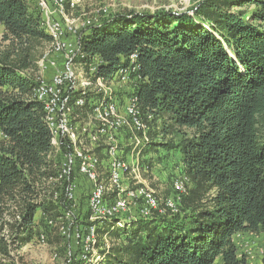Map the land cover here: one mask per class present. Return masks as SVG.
<instances>
[{
  "label": "trees",
  "instance_id": "16d2710c",
  "mask_svg": "<svg viewBox=\"0 0 264 264\" xmlns=\"http://www.w3.org/2000/svg\"><path fill=\"white\" fill-rule=\"evenodd\" d=\"M239 6L247 11H232ZM193 11L105 16L79 37L75 62L97 68L95 81H114L138 55L128 89H140V111L153 131L140 148L178 150L180 173L191 180L177 214L176 206L149 221L105 223L112 228L104 237L124 241L108 245L98 264H247L236 235L264 234V0H203ZM0 25V220L7 212L10 218L0 226L7 232L0 254L10 257L68 208L65 184L54 181L61 159L45 108L33 98L52 39L38 5L27 0H0ZM174 137L177 143H164ZM80 218L85 225L89 215ZM78 256L71 253L68 264H79Z\"/></svg>",
  "mask_w": 264,
  "mask_h": 264
},
{
  "label": "bare ground",
  "instance_id": "6f19581e",
  "mask_svg": "<svg viewBox=\"0 0 264 264\" xmlns=\"http://www.w3.org/2000/svg\"><path fill=\"white\" fill-rule=\"evenodd\" d=\"M32 1L41 10L45 32L52 39L50 50L44 53L43 58L38 63L41 77L37 80L33 98L42 103L45 108L46 123L52 134L53 152L55 156L61 159L59 172L54 181L60 184L64 183L67 186L69 183V173H67V163L63 162L60 123L55 117V113L62 112V104H55L54 107L51 106V94H49V84H47L50 77H47V74L45 75L49 70L44 69L51 62V59H49L51 53L57 52L61 44V37L59 36L57 26L60 29L67 30V38H70L71 36L76 37L78 34L80 37L81 33L91 23L86 18L85 20L68 18L69 11H76L80 7L81 0H52V6L51 0H27L28 3ZM52 7H54L56 14L52 13ZM97 12L99 17L95 23H98L97 21L101 18L100 16H109L108 9L106 8H100ZM57 14L64 17L66 20L65 24L56 19L55 16ZM80 44L79 38V40H76L71 59L69 61H62L61 64V69H68V75L71 80L69 97L64 99L63 103V111L65 112L64 133L67 135L69 162L74 165L72 166V173H75L77 168L78 174L89 181L90 195L87 202V211L85 214L79 213L77 219L79 216L88 214L91 220H88L85 225L83 222L80 223L77 220V222H72L69 227L63 226V231L65 233H70L71 231L73 235H76L77 246L81 250L80 262L82 264H98V260L102 259V256L96 254L97 247L99 246L98 230L102 223L105 221H116L118 226L123 227L131 221V219L127 220L123 217L131 215L133 209L139 210V213L143 217L151 218L156 213L165 214L168 210H175L177 203L175 200L169 199L162 205L156 192L151 189L139 188L137 191H132L125 188L126 176L130 175L132 177L133 174L137 175L140 165L132 169L127 161L122 158L119 148H117V139L114 138L115 129L118 128L119 134L122 130L128 129V127L138 133L145 134L148 127L140 111L139 91L131 94V98L127 102V109L124 110H117V104H120V99L114 93H116L117 88L128 85L131 82V76H128V73H131V75L132 73H138V55L134 54L131 57L130 66L122 69L117 78L110 83L103 82L101 79L94 80L97 68H92L88 71L89 77H82L78 73L80 76V80L78 81V76L75 75V67L78 64L75 62V58L81 52ZM79 91L83 95L74 102L75 94ZM91 94H94V96L99 95L100 97L98 96V99H95ZM87 106L92 111V121L90 120V122L83 124L77 122L78 118L75 116V110L80 109L85 111ZM83 115L86 114L84 113ZM100 128L103 132L100 131ZM102 144H105L106 149H108L107 158L110 161V170L105 173L100 171L102 162L96 152V148H100ZM190 181L185 175L176 178L174 189L179 197L185 196L188 193ZM91 196L96 198L91 200ZM58 198L59 195L57 194L55 199ZM68 218H70V213L66 212V219Z\"/></svg>",
  "mask_w": 264,
  "mask_h": 264
},
{
  "label": "rangeland",
  "instance_id": "374dc122",
  "mask_svg": "<svg viewBox=\"0 0 264 264\" xmlns=\"http://www.w3.org/2000/svg\"><path fill=\"white\" fill-rule=\"evenodd\" d=\"M203 0H81L80 7L72 12L69 11L68 18H79L85 20V18L89 21V23L93 24L96 22V19L99 17L98 10L100 8L108 9V15L112 16L115 14H129L131 12L142 13V14H150L153 15L157 13V11H169L173 14H189L190 16H194V8L199 5ZM31 3H35L32 1ZM29 3V4H31ZM110 11V12H109ZM232 11H247L246 7L239 6L238 8H233ZM251 12V10H248ZM96 13V14H95ZM250 16V15H249ZM103 18V16H100ZM100 18V19H101ZM98 19L97 22L100 21ZM88 29V28H87ZM84 30V31H87ZM4 26L0 25V50H2L5 45L2 43V36L4 34ZM50 50V46L47 47L45 52ZM43 58V57H42ZM41 58V59H42ZM40 59V60H41ZM51 59V57L49 58ZM60 59V58H59ZM78 63V62H77ZM62 64V62H61ZM78 63L77 67H75V75L78 76V81L80 80V76L89 77L88 69L82 64ZM86 68V69H85ZM79 73V74H78ZM47 76L51 75V72L45 73ZM41 77V73L38 71L37 80ZM125 86V87H124ZM120 88H117L116 95L120 99V105L124 106L126 104V100L128 102V95L130 91L129 85H124ZM117 87V86H116ZM115 88V87H114ZM113 88V89H114ZM122 88V89H121ZM119 89V91H118ZM140 92V89L138 90ZM118 92V93H117ZM131 92V91H130ZM94 96V94H91ZM99 96V95H98ZM98 96H94L95 99H98ZM100 97V96H99ZM90 108V106H89ZM88 107L85 108V111L75 110V116L77 122L87 123L92 121V111ZM89 111V112H88ZM80 113V114H79ZM86 115H83V114ZM89 113V114H88ZM88 115V116H87ZM147 129L145 134L138 133L128 127V129H124L120 132L121 135V144H120V155L124 160L127 161L128 165L134 169L140 165L139 172L133 174L132 177L128 175L126 176L125 188L137 191L139 188L151 189L156 192L159 201L163 205L165 201L171 199L175 200L177 203L178 210L175 211L177 214L179 212V202L182 197L178 196V193L174 189V181L176 178L181 177L182 170V156L178 150H168L165 148L150 149L145 148L142 149L146 145L145 143L149 142L150 133L153 132L152 128ZM159 132V127L157 129ZM147 137V140L145 141ZM174 140L176 143L178 139L168 138L164 143L169 142L170 140ZM156 141L161 143V138L158 136ZM89 144L88 141H86ZM141 144V145H140ZM138 147H137V146ZM118 148V146H117ZM106 145L102 144L100 148H96V152L101 158V166L100 171L105 173L110 170V161L107 158ZM76 179L80 182L83 181L82 185H79V196L82 198L83 204L85 206L84 210H87V202L89 200L88 189L89 184L85 178L78 174L77 168L75 170ZM130 177V178H129ZM79 182V183H80ZM83 196H82V195ZM180 198V200H179ZM133 211V213H132ZM131 215L124 216L123 218L132 221H138L140 219L151 220L147 218L140 217L138 214V210H132ZM8 213V212H7ZM4 215L3 221L0 220V226L4 225L5 222L10 221L9 214ZM167 213V212H166ZM165 213V214H166ZM172 213V212H171ZM165 214H159L161 216ZM84 217V216H80ZM78 218L77 220L82 223L84 218ZM155 217L152 218V220ZM54 222V224H53ZM49 220L48 227L46 228L45 224H42L41 235L37 236L31 243L23 246L19 250H13L10 254V257H4L0 254V264H68L69 256L71 253H78V263L81 260V250L78 249L76 235L74 234V238H70L69 241L66 237L69 236V233H65L63 231V226L69 227L72 223L71 218H59L58 221ZM108 221H105L102 224L101 230L99 232V241L102 246H98V250H96V254L99 256H104L102 254H106L109 252V247L118 246L123 243L124 238L120 236V239H116L114 236L110 239L106 236L104 237L105 229L112 228L111 226H105L104 224ZM104 225V226H103ZM0 234L7 235L6 231H1ZM65 238V239H64ZM101 238V239H100ZM103 239V240H102ZM44 240V242H43ZM108 240V241H106ZM235 244L238 249V256L240 259H245L247 264H262L264 257V234H250V233H240L235 237ZM76 245V246H75ZM109 245L108 248H106ZM76 247V248H75ZM79 247V246H78ZM104 251V252H103ZM98 257V256H97ZM103 258V257H102ZM104 259H99L101 262ZM215 264H221V258L217 259Z\"/></svg>",
  "mask_w": 264,
  "mask_h": 264
},
{
  "label": "built area",
  "instance_id": "2783aa9c",
  "mask_svg": "<svg viewBox=\"0 0 264 264\" xmlns=\"http://www.w3.org/2000/svg\"><path fill=\"white\" fill-rule=\"evenodd\" d=\"M41 1V0H40ZM52 6V0H51ZM52 13L56 14L54 7H52ZM58 33L61 37V44L59 45L57 52L51 53V62L44 70H49L51 72L50 80L47 84H49V94H51V106L54 107L55 104H62V112L55 113V117L57 121L60 123V131H61V139L60 142L63 143V162L67 163V173H69V183L65 186V191L63 192V204L68 208V212L70 213L71 222H77V215L81 211V197L79 196V185L83 183V181H79L76 179V173H72L73 163L69 162V154H67V135L64 133V111H63V103L64 99L69 97V87L71 85V80L68 75V69H61L62 61H69L72 56V51L75 49L76 40H79V34L76 38H67V30L60 29L59 26ZM60 58V59H59ZM128 76H131V73H128ZM131 98V96L129 97ZM127 109V100L124 106L117 104V110ZM100 131L103 130L100 128ZM114 138L117 139L118 148H120L121 144V135L119 134L118 128L115 129ZM80 182V183H79ZM89 184V181H85ZM89 194V189H88ZM82 195V194H81ZM96 197L91 196V200ZM93 218V217H92ZM91 220V219H89ZM69 237L74 238L73 232L70 231ZM76 246V245H75ZM78 249L79 247L76 246ZM75 247V248H76Z\"/></svg>",
  "mask_w": 264,
  "mask_h": 264
},
{
  "label": "crops",
  "instance_id": "0c3cea01",
  "mask_svg": "<svg viewBox=\"0 0 264 264\" xmlns=\"http://www.w3.org/2000/svg\"><path fill=\"white\" fill-rule=\"evenodd\" d=\"M55 17H56V19H58L59 21H61L63 24H65L66 20L64 19V17L60 16L59 14H57V16H55ZM70 38H76V37L71 36ZM75 44H76V43H75ZM48 72H50V71H47V73H48ZM47 77H50V75L47 76ZM221 263H222V262H221Z\"/></svg>",
  "mask_w": 264,
  "mask_h": 264
}]
</instances>
